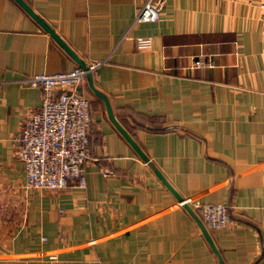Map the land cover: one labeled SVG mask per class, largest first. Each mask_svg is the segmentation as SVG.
I'll list each match as a JSON object with an SVG mask.
<instances>
[{"label": "crops", "instance_id": "1", "mask_svg": "<svg viewBox=\"0 0 264 264\" xmlns=\"http://www.w3.org/2000/svg\"><path fill=\"white\" fill-rule=\"evenodd\" d=\"M22 1L103 64L79 86L92 117L86 186L26 189L15 138L41 90L22 80L77 64L0 0V264H264V0H167L154 22L133 21L146 0ZM199 56L212 64L192 67ZM156 171L182 198L226 205L230 223L209 228Z\"/></svg>", "mask_w": 264, "mask_h": 264}, {"label": "built area", "instance_id": "2", "mask_svg": "<svg viewBox=\"0 0 264 264\" xmlns=\"http://www.w3.org/2000/svg\"><path fill=\"white\" fill-rule=\"evenodd\" d=\"M167 0H146L137 10L134 22L156 21ZM263 11L264 4L260 5ZM264 34V31H263ZM138 49H148L151 37H137ZM86 68L75 66L71 70L56 73H38L22 81L41 90V103L28 115L16 135V157L23 163L26 189L63 190L71 185L86 186L84 164L91 158L92 146L89 128L92 122L89 99L79 91V86L93 75L102 61H86ZM200 56L193 58L192 67L211 65ZM111 171L104 169L103 174ZM195 203L190 197L177 205ZM201 220L213 229L230 223L226 205L221 203L194 204ZM54 259V255L49 256Z\"/></svg>", "mask_w": 264, "mask_h": 264}, {"label": "water", "instance_id": "3", "mask_svg": "<svg viewBox=\"0 0 264 264\" xmlns=\"http://www.w3.org/2000/svg\"><path fill=\"white\" fill-rule=\"evenodd\" d=\"M15 2H17L39 25L40 27L45 30L62 48L63 50L74 60V62L77 64V66L81 67V68H86V63L80 59L64 42L63 40L53 31V29L50 27V25L43 20L42 18H40L38 15L35 14V12L33 10H31L22 0H14ZM87 79L89 84L92 86V75L88 74L87 75ZM95 94H97L98 96H100V98H102V100L105 103L106 106V110L107 113L109 115V118L112 120L113 124L115 125V127L119 130V132L124 136V138L131 144V146H133V148L137 151V153L145 158V155L142 153L141 149L138 147V145L132 140V138L128 135V133L116 122V120L113 117L110 105L108 103L107 98L100 94L98 91L94 90ZM157 174L159 175L160 179L165 183V185L171 190V192L174 194L175 198L177 199V201H182L183 198L180 197L174 190L173 188L167 183V181L163 178V176L160 174V172L156 171ZM183 207L187 208V210L189 212L192 213V211L190 210V208L184 204ZM205 235H207L206 233H204ZM207 239L212 247V249L214 251L215 248L212 244V242L210 241L208 235H207Z\"/></svg>", "mask_w": 264, "mask_h": 264}]
</instances>
